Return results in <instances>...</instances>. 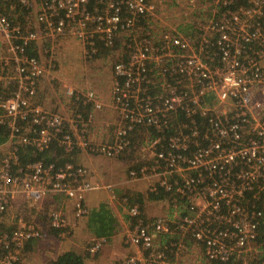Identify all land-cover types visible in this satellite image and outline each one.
I'll use <instances>...</instances> for the list:
<instances>
[{"label": "built area", "instance_id": "obj_1", "mask_svg": "<svg viewBox=\"0 0 264 264\" xmlns=\"http://www.w3.org/2000/svg\"><path fill=\"white\" fill-rule=\"evenodd\" d=\"M203 1L211 16L196 40L174 30L155 35L153 42L148 32L138 35L157 19L151 0H0V35L7 42L0 52V124L10 144L45 150L58 139L67 153L108 158L133 152L132 139L141 135L134 151L140 163L128 167L127 177L168 199L169 219L153 226L157 233L179 232L169 252L178 254L191 239L211 263L264 264V239H259L264 228V0ZM30 10L35 25L15 20ZM41 26L46 38L75 36L88 59L99 46L122 45L112 66L110 100L117 119L108 140L86 139L90 115L76 111L75 142L63 114L36 101L45 73L40 52L51 50L48 42L38 45L35 28ZM33 44L36 53L29 51ZM66 93L92 112L104 106L92 89ZM17 146L0 157V215L16 193L33 202L59 194L72 201L75 217L81 218L86 194L102 187L87 180L88 170L70 162L18 166ZM123 200L136 221L126 242L147 254L144 259L129 254L114 264H176L167 251L153 247L138 204ZM49 221L54 228H67L61 210H51ZM43 235L35 222L22 218L13 230H0V264H18L25 243ZM103 242L95 238L89 254Z\"/></svg>", "mask_w": 264, "mask_h": 264}, {"label": "rangeland", "instance_id": "obj_2", "mask_svg": "<svg viewBox=\"0 0 264 264\" xmlns=\"http://www.w3.org/2000/svg\"><path fill=\"white\" fill-rule=\"evenodd\" d=\"M151 1L153 4L156 5V7H158V9H160L161 11V12L159 11L161 13L160 15L162 16L165 22L168 21L165 20V18H167V16L170 15V13L167 12L172 7L174 8L173 10L179 11L181 14L179 15L181 17V21H179V25L174 28H170L168 26L166 29H163V31L174 32L175 30L176 32L180 33L186 38H189L190 40L197 39L200 32H202L203 22H206L211 16L210 9L209 7H207L206 3H204L203 0H192V1L155 0L156 3H154L153 0ZM174 15H176V12H174ZM34 19H35L34 11L30 10L25 13H21L16 17L15 20L18 22L26 21V24L35 25ZM154 21L155 20L151 21V23H153ZM161 24L165 25L164 22H161ZM35 29L36 31H38L39 47L42 48L46 46L47 42L48 44L49 43L51 44V45H47L51 47L50 52L45 53L43 49H41L40 52L42 62L45 66V73L41 79L47 81L43 87L38 89L39 92L43 91L45 95L43 94L41 95L38 92L36 101L47 110L56 111L63 114V116L66 118V121L70 125V126L68 125V128L72 129V135L75 139L74 140L75 142H76V122L72 123V120H74V114H76V111L80 112L86 118L90 115V120L87 121V126H86L87 133H89L90 123L93 122V120H95V117L98 122V132L106 133L104 127L99 125L103 122L104 115L95 116L97 113H102L103 111H105L104 110L105 105L102 107L101 110H97L94 112H92V110L90 109L91 106L89 105L86 106L87 108L83 109L80 105L76 104V98L67 95L66 91L68 88L72 89L73 92L75 93L76 91H82V90L84 91L89 89L95 91L96 89L99 88L102 89L103 91L105 90L110 91L111 83L113 79L112 66L116 54H118V52H120L122 49V45L119 42H117L116 45L111 49L100 47L101 56L88 59L85 58L84 56L82 42L72 34L67 33L65 35H56V36L53 34V35H47L48 37L46 38L45 30L43 26L37 27ZM140 30L142 29L138 30V35L141 36L142 33L140 32ZM157 33L158 32H156V34ZM144 34L146 35L145 31ZM127 38L133 42L134 39L133 36ZM6 46H7V42L5 38L2 35H0V52H3ZM33 50L37 51V48H34ZM73 72L76 74L74 77L71 76ZM61 74L63 75L67 74L68 76L63 79L66 81V84H64L63 86L60 80H58V78L61 79V77H59ZM44 102L48 104L44 106L43 105ZM115 116L117 119V114H115ZM113 119H115V117H113ZM110 122L108 121V126H107L108 131L114 130V124H112L113 122L111 123ZM87 133L85 138L89 140ZM105 139H106L105 137L101 138V140H105ZM17 145L18 144H10L9 142L0 143V157L2 156L7 157L9 153L12 154V150ZM72 154L75 159L74 163H77L79 161L78 158L82 154V151L78 150L77 153H71V155ZM139 159H140L139 156L134 154L128 155V153L122 155L121 158L120 157L119 158L117 157L115 159L105 158L103 160V164L100 166V168H105L106 170L104 172L105 177L101 176L103 178V180L101 181L99 178L97 179L100 181V183L99 182L97 183L100 184L102 187L90 191L91 193H95L97 195L104 197H107V195H110L113 198L115 197L116 200H118V202L122 204V208L124 209L125 216L127 218L126 222L128 221V225H129L127 232L132 230V228L136 224V221L133 218H130L126 211L127 206L123 200L124 198H126L125 194L129 192L130 194L128 195V197L132 198L134 193L146 192L147 195L148 192L147 187L145 186L144 183L141 187H139L137 185H134V182H141V181L131 180L127 177L128 167L133 166V164L135 163L136 165L139 164L140 163ZM106 162H109V164H107ZM91 182L92 181H90V183ZM16 204L19 205L16 206ZM55 207L56 206L53 205L52 202V196H50V198L45 197V199L42 201L33 202L25 198V196H23L22 194L16 193L8 202L6 210L0 215V219L2 220L3 224L13 225L12 222H15L14 224H16L19 218H23L22 220L33 221L39 227H41L42 230L44 231V235L41 238L36 239L34 241L37 246L40 242V239L43 238L45 240L41 246V248L45 246L44 247L45 252L42 255V258L44 259L45 256H47L46 254H51V250L49 249L56 250L61 245H64L66 241H73L72 239H75V237H73L74 231H72L73 229L70 227V225H67V228L64 230L65 235H61V233L58 235H53L50 231H48V227L46 226L47 225L46 217L48 216L51 210H54ZM144 210H145V214L143 215H145L147 219V222L145 224L148 226V229L153 234V247L156 250L167 251L168 254L167 253L166 254L169 256L171 261H175L176 264H183V263L213 264L207 260L204 261L201 260V259H205L202 255L199 260L195 257L190 256V253L197 252L196 246L199 247L191 239H186L183 249H180L178 251V254L175 255L173 251L169 252L170 242L176 241L177 238L166 239L163 237L162 239L160 234L156 233L153 230L154 221L158 219H169L171 215L172 210L170 208V204L168 202V199L164 195L162 198L159 199H150V198L145 199ZM143 215L141 213V218L143 217ZM127 232L124 234V237L122 238V243L124 245V248H126L125 255L138 254L141 256V258L144 259L146 257L144 255H146L147 252H144L142 250H136L135 247L130 246L126 242ZM82 235L84 237L86 235L90 237L88 239H85L83 243L85 244V248H86L85 251H87V249L91 246L95 238H91V235L88 234L86 231H83ZM105 243L106 241L104 239L101 248L95 254L93 255L89 254V255L96 257L98 252L105 245ZM28 251L30 250H26V246H25L24 249L20 252L21 259L19 260L18 264H21V262L24 261L25 259L30 260L28 258ZM199 261L200 262L202 261V263H199ZM115 262H113L112 264H114Z\"/></svg>", "mask_w": 264, "mask_h": 264}, {"label": "crops", "instance_id": "obj_3", "mask_svg": "<svg viewBox=\"0 0 264 264\" xmlns=\"http://www.w3.org/2000/svg\"><path fill=\"white\" fill-rule=\"evenodd\" d=\"M153 2L156 3L155 0H153ZM173 9L174 8L172 7L167 12V13H170V15L167 16V18H165V20H168L166 22L163 20L162 16L160 15L161 14L160 9H157V12H158L157 17H156L157 20L154 21V24H152L151 29L149 31H146V26L141 27L142 30H140V32L142 33V35L144 34V31L150 33L152 41L154 42L153 37L155 35H159V33L163 31V29H166L168 26L170 28H174V27L178 26L179 21H181V17L179 16L181 14L179 11L173 10ZM174 12H176V15H174ZM161 22H164L165 25L161 24ZM142 24H144V23H142ZM156 32H158V33L156 34ZM32 46H33V48L35 47L34 44ZM35 48H37V47H35ZM75 75L76 74L74 72L71 74L72 77H74ZM59 77H61V79L58 78V80H60V82L62 83V86L64 84H66V81L63 79L68 77L67 74L66 75L61 74ZM46 81L41 79L40 83L38 85V89L43 87L46 84ZM95 91L98 93V94L97 93L96 94L99 97V99L102 100L104 105H105V109H104L105 111H103L102 113H97L95 116L104 115V120L99 125L104 127V130H106L105 131L106 133L98 132V122H97V119L95 117V120H93V122L90 123L91 131L89 128V133H87L89 140L91 142H94V143L95 142H101V141L104 142V141L109 139L110 134L112 133L113 130L108 131V129H107L108 121L110 122V119H111V122H113L112 124L116 123L115 122V120H116L115 114H117V112L114 109L112 102L110 100L111 99L110 91L109 90L103 91L100 88L96 89ZM39 93L41 95L42 94L45 95V93L43 91L39 92ZM46 104H48V103H45V102L43 103L44 106H46ZM76 104L80 105L83 109L87 108L86 106L82 105L80 102H76ZM49 106H51V105H49ZM113 117H115V119H113ZM103 137H105L106 139L101 140V138H103ZM105 158L107 159L108 157L103 156V155L99 156L97 154L95 156V154H93V153L82 151V154L78 158L79 163L77 162V164H81L82 166H84L88 170V176H87L88 179L87 180H90L94 183H97V182L100 183V181L103 180L102 177H105L104 176V172L106 171L105 168H100V166L103 164V160ZM106 163L109 164V162H106ZM98 178L100 179V181L97 180ZM136 181H141V180H136ZM141 182H134V185L141 187L144 183L146 186L145 182H143V181H141ZM56 195L57 196H55V197H53L54 195H49V196H47V198H50V196H52V202H53V205H55V206L58 205V203H57L58 199L61 200L64 198L61 201V205H59V207H60V209H62L61 211H63L62 213H63L65 219L67 220V225H70V227L73 229L72 230V231H74L73 237H75V239H72L73 241H66L64 245H61L56 250L49 249V250H51V254H46L47 256H45L44 259L42 258V255L45 252L44 251L45 246L43 248H41L42 243L45 241L43 238L40 239V242L37 246L35 244V241H31L29 243L26 242L25 243L26 250H30V251H28V258L30 260L25 259L24 261L21 262V264H48V261L51 258H54L60 252L65 251V250H69V249H71V250L74 249V250H76V252H79V253L85 252L86 248H85V244H83V243H84L85 239H88L90 237L87 235L84 237L82 235L83 231H86L88 234L91 235V238H94V236H92V234L87 229L86 218L75 217V214L73 211V206H72L73 205L72 201L65 199L66 197H64L63 195H59V194H56ZM102 200H107L112 212L114 213V215L116 217L118 225L115 227V231L109 237V239H106L105 245L98 252L97 256L93 257V256L88 255L85 258V264H112L113 262L119 261L124 256H126L125 255L126 254V248H124V245L122 243V238L124 237V234L127 232L129 225H128V221L126 222L127 218L125 216L124 209L122 208V204L120 202H118V200H116L115 197L113 198L110 195H107V197H104V196H100V195H97V194L91 193V192H88L86 194L85 203H86V206L88 209H92V208L97 207ZM17 205H19V204H16V206ZM14 223L15 222H12L13 225H14ZM196 249H197V252L190 253V256L195 257L199 260L201 255H202V252H201L200 248L197 246H196ZM200 252H201V254H200ZM201 260L204 261L206 259H201ZM199 263H202V261L201 262L199 261ZM183 264H187V263H183Z\"/></svg>", "mask_w": 264, "mask_h": 264}, {"label": "trees", "instance_id": "obj_4", "mask_svg": "<svg viewBox=\"0 0 264 264\" xmlns=\"http://www.w3.org/2000/svg\"><path fill=\"white\" fill-rule=\"evenodd\" d=\"M100 47H103V46H99L98 53L96 54L95 57L101 56ZM30 53H36V51L30 50ZM7 135H8V132H7L6 127L0 124V143H3L6 141ZM141 138H142L141 135H138L132 139L133 152L129 153L128 155L134 154L135 148L137 144L139 143V141L141 140ZM16 155H17V165L21 167L25 166L28 163L35 162V161H43L46 163L54 162L58 165L63 164L65 162L74 163L75 161L73 154L71 155V153L65 152L64 147L58 141V139H54L49 145V147L46 148L45 150H38L37 148L33 147L31 144L18 145ZM129 194H130L129 192L125 194L127 203L128 204H138L140 211L143 215L145 214V210H144L145 199L147 198L159 199L163 197L164 193L163 192L155 193V192L148 191L146 195V192L145 193L137 192V193H134L132 198L128 197ZM55 196L57 195H54L53 197ZM63 199L61 200L58 199L57 201L58 205H56L54 210H61L59 205H61V201ZM180 213L184 215L186 213L185 209H180ZM83 217L86 218V226L89 232L92 234V236H94V238H103L105 239V241L106 239H109V237L114 233L115 227L118 225L116 217L114 213L112 212L107 200H102L99 203V205L95 208H92V209L87 208L86 213L82 215L81 218ZM46 220H47L46 226L48 227V231H50L53 235H58L64 232L65 228L59 229V228H54L50 225L49 214L46 217ZM142 221L144 223V226L147 228V230L150 232V234L153 237L152 232L148 229V226L145 224L147 222L145 215H143ZM14 226L9 225V224H3L2 220L0 219V229L11 231L14 228ZM40 229L44 233L41 227ZM153 230L155 231L154 226H153ZM170 230H172V232L170 233H158V234H160L162 239L163 237L166 239L177 238L179 235V232L177 230H174L173 228ZM259 239H264V228L260 229ZM34 240L36 239L30 240L28 241V243ZM87 251L79 253V252H76V250L74 249L65 250L57 254L54 258H51L48 261V264H85V258L89 255V252ZM213 264H221V263L213 262Z\"/></svg>", "mask_w": 264, "mask_h": 264}]
</instances>
